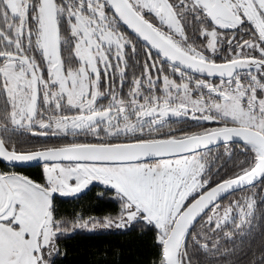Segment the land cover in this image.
<instances>
[{"label": "snow or ice", "instance_id": "6c2138e0", "mask_svg": "<svg viewBox=\"0 0 264 264\" xmlns=\"http://www.w3.org/2000/svg\"><path fill=\"white\" fill-rule=\"evenodd\" d=\"M133 233L138 264H264V0H0V264Z\"/></svg>", "mask_w": 264, "mask_h": 264}, {"label": "trees", "instance_id": "16d2710c", "mask_svg": "<svg viewBox=\"0 0 264 264\" xmlns=\"http://www.w3.org/2000/svg\"><path fill=\"white\" fill-rule=\"evenodd\" d=\"M223 162L225 168L231 167V162L224 158L220 160ZM95 192L86 194L78 201H70L63 206L66 212L71 213L73 210H79L83 207L85 210L91 208L95 212H100L102 207H97L94 202ZM107 243L121 247L124 250V257L122 264H138V261L143 260L147 256V250L141 246L135 234L127 236H116L110 238ZM68 249L69 254L65 260V264H88L89 255L86 251L89 241L83 240L79 237L67 240L64 242Z\"/></svg>", "mask_w": 264, "mask_h": 264}, {"label": "flooded vegetation", "instance_id": "af4514ba", "mask_svg": "<svg viewBox=\"0 0 264 264\" xmlns=\"http://www.w3.org/2000/svg\"><path fill=\"white\" fill-rule=\"evenodd\" d=\"M220 155L223 156V152H222V149L220 150ZM217 163H221V164H224L223 162H221L220 160L217 161ZM22 171H24L26 174L32 176V177H35L37 176V173H38V169L36 168H28V169H23ZM88 194V193H87ZM86 195V194H85ZM85 195H83L82 197H84Z\"/></svg>", "mask_w": 264, "mask_h": 264}]
</instances>
